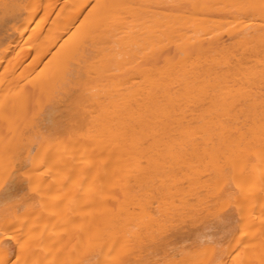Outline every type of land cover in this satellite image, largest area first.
<instances>
[{
	"label": "bare ground",
	"instance_id": "6f19581e",
	"mask_svg": "<svg viewBox=\"0 0 264 264\" xmlns=\"http://www.w3.org/2000/svg\"><path fill=\"white\" fill-rule=\"evenodd\" d=\"M0 264H264V0H0Z\"/></svg>",
	"mask_w": 264,
	"mask_h": 264
}]
</instances>
